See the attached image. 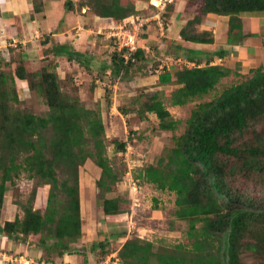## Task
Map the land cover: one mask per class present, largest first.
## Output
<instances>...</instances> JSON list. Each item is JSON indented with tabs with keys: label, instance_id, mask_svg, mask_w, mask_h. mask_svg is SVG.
Segmentation results:
<instances>
[{
	"label": "trees",
	"instance_id": "16d2710c",
	"mask_svg": "<svg viewBox=\"0 0 264 264\" xmlns=\"http://www.w3.org/2000/svg\"><path fill=\"white\" fill-rule=\"evenodd\" d=\"M195 1L188 0L187 7ZM136 4L135 0H81L76 7L78 11L85 8L96 17L120 23L138 15ZM64 5L72 9L73 0L65 1ZM32 8L31 18L40 15L43 0H33ZM166 10L163 24L173 6ZM263 11L264 0H201L196 15L179 35L185 41L211 44L210 33L192 32L206 15L214 14L228 18L227 44L239 45L249 37L242 31L240 15ZM21 48L19 44L7 47L8 60L0 52V211L5 193L16 187L17 182L25 179L35 184L25 203H14L22 215L0 222V237L20 244L34 238L36 245L28 247L46 256L36 264H53L52 256L72 255V245L83 239L79 169L87 161L100 170L95 187L103 222L117 223L127 217L125 198L106 197L115 193L125 172L108 157L107 146L112 145L117 155L125 152L127 143L117 139L107 141L100 109L86 107L76 91L64 90L65 80L58 75L55 59L43 58L36 69H29ZM47 53L65 56L69 62L76 60L79 65L89 64L88 61L82 64L81 54L69 42L53 43ZM224 53L218 50L215 55ZM144 61L140 49L128 60L114 53L107 69L112 78L124 79ZM196 64L160 74L156 87L174 89L146 95L144 100L141 96L132 100L141 121L147 120L149 114L157 118L153 132H173L179 121L165 107L164 96L169 97L174 107L212 97L192 111L184 133L172 137L174 146L138 172L144 183L174 194L173 215L188 222L187 238L183 243L163 247L138 236L126 239L117 252L121 264H241L240 256L247 253L255 258L256 264H264V199L235 186L239 178L250 186L247 182L255 174L258 186L264 190L261 179L264 131L259 129L264 123V70H252L248 79L219 91L218 87L229 76H243L232 74L224 66L199 67L198 60ZM101 71L105 77L109 76L105 70ZM18 83L42 102L46 108L43 114L36 115L22 107ZM117 110L127 113L122 108ZM246 135L249 140L241 142ZM40 187L45 189L43 210L33 206ZM121 238L125 236L100 233L98 239L85 244L86 252H82L101 251L106 255L104 250L110 242ZM85 257L82 264L87 263Z\"/></svg>",
	"mask_w": 264,
	"mask_h": 264
},
{
	"label": "rangeland",
	"instance_id": "374dc122",
	"mask_svg": "<svg viewBox=\"0 0 264 264\" xmlns=\"http://www.w3.org/2000/svg\"><path fill=\"white\" fill-rule=\"evenodd\" d=\"M60 1L63 2L62 6L64 8V3L67 0ZM138 1L139 0H135V2ZM79 2H81V0H76L72 9H67L66 7L65 9H77L75 5H78ZM149 2L150 0L142 1V3H146V6L141 4L143 7L141 11L138 12V15L151 16L154 14L155 9L149 5ZM100 30L101 31L97 33V37L100 39L99 46L101 60L110 61L112 54L116 53L115 47L111 39H105L106 35L104 33L108 31V28ZM145 37L146 33L140 37L138 42L139 46H141V40ZM4 46H6V44H4ZM149 46H151V51L154 52L155 49L152 47L154 45L150 44ZM4 48L5 47H2L3 51H5ZM159 59H161V56ZM162 63L164 64L165 62L160 60L154 62L152 59H149V62L146 61V63L140 65V70L142 71V74L146 75L150 80L149 76L154 75V70L157 69L158 64L161 65ZM175 65L174 68H180V65ZM223 66H227V63H224ZM28 68L35 69L36 64H33ZM79 68H77V65L74 62H71L69 65H61L57 72L61 79L65 80L63 81L65 91L71 93L76 91L86 107L100 109L107 141L110 142L112 139H117L127 143L125 152L117 155L113 153L112 145L108 144L107 146L108 157L115 162L118 168L122 167L125 172L116 185L115 193L107 194L106 197L112 198L121 196L125 198L127 204L124 208L128 211V215L117 223L106 224L103 222L100 215L101 202L97 198V189L95 187V181L99 178L100 170L94 166L91 161H87L79 169V186L82 188V194L85 195L84 199L86 201V209L84 200L82 203L83 209L85 210H83L82 213V218L84 220L82 226L83 239L79 244L72 245V255H65L63 258L52 256L53 264H75L74 259L77 256L79 257L78 260L81 261L82 258L86 256V253H84L87 249L85 248V244L87 245L88 242L98 239L99 234L103 232L109 235L116 234L117 236L122 234L125 238L122 240H112L110 245H108V248L106 247V250H104L106 255H103L101 251H96V254L92 255L91 264H121L117 252L125 239L134 236L151 241L155 246L159 247L185 242L187 238L186 232L188 229V222L179 221L174 217V194L160 192L152 185L144 183L138 177V172L144 166L155 163L165 149H170L174 146L172 137H179L184 133L186 129V121L190 118L192 111L200 102L209 101L212 97H205L202 101H194L181 107H174L170 105L169 97L167 99V97L164 96L166 99H164L165 107L171 113L172 118L179 121V124L173 132H153L152 130L154 126L158 124L157 118L155 115L149 114L147 120L141 121L134 112L135 109L132 100L139 96L144 100L146 95L151 96L156 92L169 91L174 89V87L157 89L152 83H147L148 85L144 87L133 88L121 84L118 85L117 88H113L112 86L115 82L114 80H110L108 75L105 79L107 82L106 86L99 83L96 85L95 75H86L84 74L86 69ZM257 68H262V70H264L263 65L260 63L252 69L246 65H241L240 69V65L236 64V66L233 67V69H230V71L232 74L238 73L239 76H243V78H237L234 75H231L222 82V86L220 85L218 90L226 89L230 84L238 83L241 79H248L252 76L250 71ZM102 70L108 71L109 69L103 64ZM172 70L174 69L172 68L171 71ZM119 79L121 81V77ZM17 86L22 89L24 85L18 84ZM96 86H98L99 90L97 97L93 92V89ZM20 99L22 107L32 110L36 115H41L46 110L42 102L34 94H29L24 97V94L21 92ZM21 104L19 105L20 107ZM113 106L122 108L123 110H126L127 113L121 114L117 108L115 107V109ZM110 108H113V115H111ZM259 129L264 131V123ZM248 140L249 135H246L241 139V142ZM254 175H252L251 182L246 181L251 184L250 186H247L244 183L245 180L242 178L238 179L235 186L240 190H248V192L251 195L256 196V198L264 199V190L262 187L258 186V178ZM261 179L264 181V177H261ZM252 182L256 184H253ZM34 184V181L30 182L21 179L17 182L16 187H13L11 190L9 189L5 193L4 205L0 211L1 224L5 221H12L17 215H22L21 211H19V208H17L14 203L16 201L25 203ZM44 190L45 189L41 187L37 189V195L33 202L34 208L43 210L45 205ZM88 224L89 226H87ZM127 235L128 238H126ZM2 242L4 247L1 245ZM7 242L10 244H7ZM30 245H36L34 238H31L26 244H20L0 237V264H27L24 263L25 261L19 263L17 260H19V256L22 254L24 255V251ZM17 247L20 248V251H17ZM82 250H84V252H82ZM35 251H39L41 255L39 256L40 253L38 252L37 257L32 258L33 263L28 264H36L40 258H46L42 251L37 249H35ZM240 261L241 264H256L255 258L249 253L242 254L240 256Z\"/></svg>",
	"mask_w": 264,
	"mask_h": 264
},
{
	"label": "crops",
	"instance_id": "0c3cea01",
	"mask_svg": "<svg viewBox=\"0 0 264 264\" xmlns=\"http://www.w3.org/2000/svg\"><path fill=\"white\" fill-rule=\"evenodd\" d=\"M32 1L0 0V52L3 57L8 60L9 53L7 47H15L19 44L22 46L21 49L26 56L27 68L33 64H36L37 68L40 61L48 57L55 59L58 64V69L63 64L69 65L71 62H74L77 68L81 67V69H86L84 74L95 75L96 85L99 83L106 86L107 82L105 79L107 77L103 75L101 70L102 65L104 64L107 67L110 65V61L101 60L100 39L97 37V33L101 31L100 29L110 28L116 23L110 19H101L90 15L85 8H82L80 11H77V9L67 10L65 7L63 8V2L50 0H43V12L31 18L33 12ZM75 1L73 0V4ZM200 3L201 0H196L187 7V4H189L188 0H178L173 5H170L173 6V11L168 13V18L163 27L164 30H161L154 21L146 27V37L141 40V46H139L140 50L144 52L145 60L147 62H149V59H152L154 62L158 60L165 62L161 65L158 64L157 69L154 70L155 74L149 76L150 80L146 75L142 74L140 65L143 64L139 63L121 81L119 79L120 77L111 79L110 70L104 71L105 74L110 76L109 79L115 82L111 86L117 88L118 85L122 84L127 87L136 88L147 86V83H152V85L156 86L160 74L164 72L172 73L173 71L181 69V66L194 67L197 65L196 60L199 61V67H203L206 64L223 66L224 63H227V66L224 67L229 69H233L236 64L240 65V69L241 65H246L252 69L259 63L264 67V46L262 44L264 37V11L259 13H243L240 15L242 31L249 37L244 39L239 45L227 44L228 18L214 14L206 15L200 24L194 26L192 32V34L210 33L213 37L211 44L185 41L180 37L179 31L196 15ZM141 4L146 6V3L138 1L136 4L138 11H141L143 7ZM164 13L167 14V10ZM152 16L153 14L146 17ZM104 34L106 35V33ZM105 39H109L108 36H105ZM65 42H69L73 49L81 54L80 61L82 64L86 63L85 61H88L89 64L86 63L87 66L79 65L76 60L69 62L65 56L53 57L52 54L47 53L53 43L61 44ZM150 44L154 45L152 46L155 49L154 52L151 51ZM2 47H5V51L2 50ZM218 50H222L225 53L222 56H217L215 53ZM160 56L161 59H159ZM188 58L193 59L191 61ZM146 61L143 63H146ZM178 62H181V64H178ZM175 64L180 65V68H174L176 66ZM172 68L174 70L171 71ZM18 84L22 85L21 83ZM162 88L164 87H157V89ZM21 90L24 97L29 95L25 86ZM93 92L97 97L99 92L98 86L94 88ZM115 107L113 106V108ZM113 108H110L111 115H113ZM82 193V188L80 187L81 217L84 210L83 200L86 209L85 195ZM126 238H128V235ZM7 244L10 243L7 242ZM1 245L4 247L3 242ZM17 251H20L19 247H17ZM38 252L28 247L24 251V255L19 256V260L17 261L19 263L22 261H25L24 263L27 264L33 263L32 258L37 257ZM95 254L86 253V264H91L92 255ZM83 258L81 262L77 256L74 259L75 264H82Z\"/></svg>",
	"mask_w": 264,
	"mask_h": 264
},
{
	"label": "built area",
	"instance_id": "2783aa9c",
	"mask_svg": "<svg viewBox=\"0 0 264 264\" xmlns=\"http://www.w3.org/2000/svg\"><path fill=\"white\" fill-rule=\"evenodd\" d=\"M176 1L178 0H150L149 5L155 9L152 17L135 15L127 22L116 23L108 28L106 36L113 41L116 53L120 54L124 60H128L140 48L138 45L140 37L145 34L146 27L152 21L156 22L161 30H164L162 15L166 8ZM178 64H181V62H178ZM182 68H185V66Z\"/></svg>",
	"mask_w": 264,
	"mask_h": 264
},
{
	"label": "clouds",
	"instance_id": "9594fccd",
	"mask_svg": "<svg viewBox=\"0 0 264 264\" xmlns=\"http://www.w3.org/2000/svg\"><path fill=\"white\" fill-rule=\"evenodd\" d=\"M163 14H164V13H163ZM142 16H143V15H142ZM126 22H127V21H126ZM139 49H140V48H139ZM139 49H138V50H139ZM138 50H137V51H138ZM115 52H116V51H115ZM135 53H136V52H135ZM135 53H134V54H135ZM194 67H195V66H194ZM185 68H192V67H185ZM179 70H181V69H179ZM99 175H100V174H99ZM118 259H119V258H118Z\"/></svg>",
	"mask_w": 264,
	"mask_h": 264
}]
</instances>
